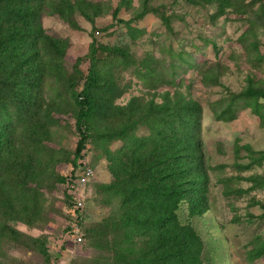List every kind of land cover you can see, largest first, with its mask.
Here are the masks:
<instances>
[{
	"label": "rangeland",
	"instance_id": "obj_1",
	"mask_svg": "<svg viewBox=\"0 0 264 264\" xmlns=\"http://www.w3.org/2000/svg\"><path fill=\"white\" fill-rule=\"evenodd\" d=\"M63 1L42 4L41 32L65 43L63 66L68 74L77 59L86 73L91 45L99 49L101 84L116 87L118 94L111 101L122 109L109 118V127L116 126L118 119L126 121L131 113L137 118L152 111V118L155 106L161 104L200 108L199 154L206 174L207 208L190 216L188 204L182 203L177 214L203 241L201 264H264V256H256L264 240V98L245 93L249 89L264 92V0H232L233 5L223 11L214 1ZM67 5L73 8L74 24L53 10H65ZM116 48L121 51L115 53ZM59 84L52 83L51 89L44 86L42 98L47 106L43 105L38 122L45 125L42 131H50L48 145L70 160L78 139L75 112L67 101L70 87ZM52 88L63 94L55 99L62 103L58 108L52 104L56 94ZM45 107L51 109L50 120ZM131 108L134 112L128 113ZM220 115L233 118L221 120ZM135 133L147 134L148 127L140 125ZM99 144L87 143L78 161L72 178L73 205L65 200L63 187H54L49 178L53 187L43 189L47 201L42 221L30 225L9 221L24 245H3L0 264H48L29 247L30 238L37 237L52 244L49 252L57 255L52 264H84L99 253L84 231L119 204L114 198L104 204L105 194L98 191V185L113 180ZM121 145L120 140L108 144L112 151ZM84 167L92 169L93 175L78 185L77 175ZM55 170L69 176L71 164L57 163ZM73 227L79 231L77 236L72 234Z\"/></svg>",
	"mask_w": 264,
	"mask_h": 264
},
{
	"label": "trees",
	"instance_id": "obj_2",
	"mask_svg": "<svg viewBox=\"0 0 264 264\" xmlns=\"http://www.w3.org/2000/svg\"><path fill=\"white\" fill-rule=\"evenodd\" d=\"M187 1H214L219 11L233 5L232 0ZM50 2L0 0V251L7 243L24 245L20 232L9 221L29 225L42 221L47 201L43 189L53 187L49 178H53L54 187H63L68 204H74L72 178L78 161L84 157L87 143L97 147L100 143L113 180L97 188L105 194L104 204H109L110 198L119 199V204L85 229L89 244L99 253L84 264H201L203 241L177 214L182 203L188 204L190 216L207 208L206 174L199 154L200 108L161 104L155 106L152 118V111L137 118L131 113L126 121L118 119L116 126L109 127V118L122 109L111 101L118 94L116 87L101 84L99 49L91 45L86 73L77 59L74 71L68 74L63 66L65 43L40 29L39 12L43 3L47 6ZM53 10L74 24L70 5ZM78 10L91 19L90 14ZM104 51L100 50V55ZM52 83L71 89L67 101L75 112L78 139L70 160L48 145L50 131H42L45 125L38 122L43 105L47 106L42 98L44 86L51 89ZM52 92L56 93L53 107L58 108L62 103L55 99L63 94L57 88ZM245 93L254 99L264 98L262 91L249 89ZM44 113L49 120L53 117L49 108ZM140 125L148 127L147 134L135 135ZM113 140L123 145L112 151L108 144ZM64 161L71 164L69 176L55 170V165ZM29 242L30 249L52 264L57 255L49 252L52 244L45 237L30 238ZM256 256H264V240Z\"/></svg>",
	"mask_w": 264,
	"mask_h": 264
},
{
	"label": "built area",
	"instance_id": "obj_3",
	"mask_svg": "<svg viewBox=\"0 0 264 264\" xmlns=\"http://www.w3.org/2000/svg\"><path fill=\"white\" fill-rule=\"evenodd\" d=\"M93 175L92 169L89 167H84L81 169L80 173L77 175L78 179V185H83L84 183L87 182V180ZM72 234L77 236L79 231L76 227L72 228Z\"/></svg>",
	"mask_w": 264,
	"mask_h": 264
}]
</instances>
